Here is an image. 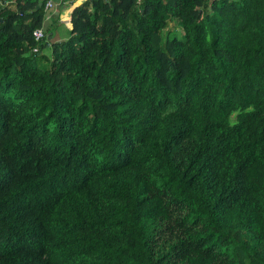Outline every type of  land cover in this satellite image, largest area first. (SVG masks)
Here are the masks:
<instances>
[{
  "label": "trees",
  "instance_id": "1",
  "mask_svg": "<svg viewBox=\"0 0 264 264\" xmlns=\"http://www.w3.org/2000/svg\"><path fill=\"white\" fill-rule=\"evenodd\" d=\"M43 8L0 7V264H264V0Z\"/></svg>",
  "mask_w": 264,
  "mask_h": 264
},
{
  "label": "rangeland",
  "instance_id": "2",
  "mask_svg": "<svg viewBox=\"0 0 264 264\" xmlns=\"http://www.w3.org/2000/svg\"><path fill=\"white\" fill-rule=\"evenodd\" d=\"M58 7V6H57ZM56 7V8H57ZM71 8V7H70ZM69 12H67L68 15ZM63 15V14H62ZM59 15H55L53 19L49 23H54L53 26H49V32L52 34V40L56 41L55 39L58 37H64L66 38L69 33L68 27H66V24L63 22V20L57 21ZM173 33L176 36H179L181 33V29L179 27V24L177 20H173L172 22H169L166 29L162 31V36L164 37L167 33ZM46 55H49V50L48 48H45L43 51ZM46 63V65H43ZM42 67H48V61L46 62L45 60L42 63Z\"/></svg>",
  "mask_w": 264,
  "mask_h": 264
},
{
  "label": "built area",
  "instance_id": "3",
  "mask_svg": "<svg viewBox=\"0 0 264 264\" xmlns=\"http://www.w3.org/2000/svg\"><path fill=\"white\" fill-rule=\"evenodd\" d=\"M83 1L85 0H64L57 2V0H42L43 2V9H44V14L45 17L48 18V14L50 10H55L57 6H59L61 4V8L62 10L66 13V11H68L70 9L71 12V8L76 4L79 5L81 4ZM10 2V0H0V7L8 4ZM71 7V8H70ZM67 25L70 26V15H69V20L66 23ZM33 36L36 40H40L45 36V33L43 31L42 28H37L34 32H33Z\"/></svg>",
  "mask_w": 264,
  "mask_h": 264
},
{
  "label": "crops",
  "instance_id": "4",
  "mask_svg": "<svg viewBox=\"0 0 264 264\" xmlns=\"http://www.w3.org/2000/svg\"><path fill=\"white\" fill-rule=\"evenodd\" d=\"M59 1H61V3H62V1H64V0H57V2H59ZM67 12H69L68 15H67ZM62 14H63V15H62ZM55 15H59V18H57V21H59V20L61 19V20H63V22L66 24L67 21L69 20L70 9H69L68 11H66V13H65V12L62 10V8H61V4H60V5L56 8L55 12L53 13V16H55ZM54 23H55V22H54ZM54 23H51L50 26H53ZM66 27L69 28V25L66 24ZM48 35H49L48 39H49V40H52V34L49 33ZM63 38H64V37H58V38H56L55 40H60V39H63Z\"/></svg>",
  "mask_w": 264,
  "mask_h": 264
},
{
  "label": "bare ground",
  "instance_id": "5",
  "mask_svg": "<svg viewBox=\"0 0 264 264\" xmlns=\"http://www.w3.org/2000/svg\"><path fill=\"white\" fill-rule=\"evenodd\" d=\"M76 5V4H75Z\"/></svg>",
  "mask_w": 264,
  "mask_h": 264
},
{
  "label": "water",
  "instance_id": "6",
  "mask_svg": "<svg viewBox=\"0 0 264 264\" xmlns=\"http://www.w3.org/2000/svg\"><path fill=\"white\" fill-rule=\"evenodd\" d=\"M40 5V4H39Z\"/></svg>",
  "mask_w": 264,
  "mask_h": 264
}]
</instances>
